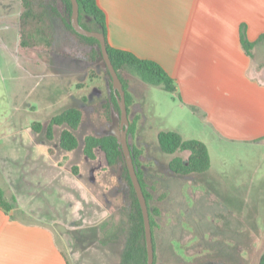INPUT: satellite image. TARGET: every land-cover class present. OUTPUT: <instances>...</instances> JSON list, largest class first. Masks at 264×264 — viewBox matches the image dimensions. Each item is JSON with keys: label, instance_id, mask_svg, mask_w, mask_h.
<instances>
[{"label": "rangeland", "instance_id": "rangeland-1", "mask_svg": "<svg viewBox=\"0 0 264 264\" xmlns=\"http://www.w3.org/2000/svg\"><path fill=\"white\" fill-rule=\"evenodd\" d=\"M55 3L63 9L59 0ZM20 13V0H2L0 148L15 189L17 213L25 215L27 209L32 219L51 225L67 253L92 251L80 257L85 264H116L129 205L122 165H108L100 149L95 150V159L82 151L86 135L113 134L119 128L120 117L108 108L110 90L102 56L83 57L58 24L51 46L39 38L35 47H21ZM122 75L130 80L132 74ZM158 105V114L169 121L148 114L135 134L127 136L128 144L142 149L139 169L150 193L149 205L159 210L152 213L154 264H258L264 251V208L248 200L247 193L220 191L222 184L210 189L197 184L193 179L199 174L172 172L171 154L161 151L157 133L171 129L166 128L173 127L171 118L178 117L171 110L175 107L165 101ZM70 107L81 109L82 121L74 132L78 147L66 151L59 145L66 125L54 126L52 139L45 128L52 116ZM135 116L131 108L129 119ZM33 122L43 123L40 132L31 128ZM178 154L187 158V152ZM51 159L59 160L61 169L52 167ZM110 240L113 253L107 256L100 244Z\"/></svg>", "mask_w": 264, "mask_h": 264}, {"label": "crops", "instance_id": "crops-1", "mask_svg": "<svg viewBox=\"0 0 264 264\" xmlns=\"http://www.w3.org/2000/svg\"><path fill=\"white\" fill-rule=\"evenodd\" d=\"M97 4L105 13L109 45L157 62L176 85L171 93L133 74L126 80L129 112L132 108L138 116L137 129L148 114L169 121L158 114L160 101L175 107L171 110L178 120L172 117L173 127L160 131L199 139L210 155L209 169L192 173L201 175L193 181L209 189L222 184L220 191L247 193V199L263 209L264 43L254 45L252 57L247 55L239 30L244 24L250 41L264 32V0H97ZM178 152L169 160L181 156ZM58 161L51 159V166L61 169ZM7 173L0 148V186L9 196L15 189ZM25 212L11 216L0 209V264H67V259L70 264L87 263L80 257L92 251L67 253L51 225ZM111 242L100 244L107 256L113 253Z\"/></svg>", "mask_w": 264, "mask_h": 264}, {"label": "trees", "instance_id": "trees-1", "mask_svg": "<svg viewBox=\"0 0 264 264\" xmlns=\"http://www.w3.org/2000/svg\"><path fill=\"white\" fill-rule=\"evenodd\" d=\"M62 3V10H59L55 0H21L20 13V46L24 48H33L36 46L38 39L42 38L48 46H51L56 40L57 24L61 25L67 35L70 37L74 45L81 50L82 56L88 59H96L101 55L99 42L93 37H86L77 33L71 23V2L70 0H59ZM79 5V22L90 30H97L107 36L106 17L104 11L98 6L97 0H77ZM90 21L94 24L90 27L87 23ZM240 42L245 53L253 56L252 49L255 44L264 43V32L255 41H250L246 36V28L241 24L239 30ZM90 47V50L85 51ZM106 47L111 62L116 69L125 90V99L129 117V105L131 96L128 92L127 82L122 75V71L129 72L138 77L143 82L161 87L168 92H174L176 89L173 78L165 71V69L157 62L150 59L137 57L130 51L114 48L109 45L106 38ZM108 75L109 110H115L118 118L120 110L116 96L111 88V77ZM107 107V106H106ZM82 121V111L76 107L64 109L60 113L52 116L46 124V136L49 139L53 137L54 126L66 125L60 131L59 145L66 151L74 150L78 147V139L75 131L78 129ZM138 116L129 119V128L127 136L134 135L137 129ZM31 128L40 132L43 123L33 122ZM157 140L161 151L173 154L177 151H187V159L181 156H174L168 161L169 169L180 175H189L192 173H201L210 167V155L207 145L196 138L183 139L181 135L174 130H163L157 134ZM133 163L139 178L144 196L147 201L149 218L152 229L154 219L152 213H159L158 208H152L149 205L150 193L143 182L144 174L139 169V156L142 153L141 148H136L129 144ZM100 149L105 156L108 165L121 164L123 177L129 189V205L126 208V223L122 232L124 236V245L120 256L119 264H146V247L144 223L141 208L132 186L130 176L124 161L120 143L113 134L106 135H86L83 139V154L89 159H95V150ZM17 200L11 194L6 196L4 189L0 186V209L12 216L17 211ZM154 243V236H153ZM155 249V244H154ZM155 262V260H154ZM67 264H70L67 259ZM258 264H264V251L259 257Z\"/></svg>", "mask_w": 264, "mask_h": 264}, {"label": "water", "instance_id": "water-1", "mask_svg": "<svg viewBox=\"0 0 264 264\" xmlns=\"http://www.w3.org/2000/svg\"><path fill=\"white\" fill-rule=\"evenodd\" d=\"M70 2H71L70 23L73 29L81 35H84L86 37H93L98 40L102 59H103V66L107 69L111 77V88L113 89V92L116 96L120 110L119 128L113 133V135L117 138V141L120 143L124 161L128 170V174L130 176L132 186L134 188V191L136 193L141 208L143 223H144V233H145L146 264H154L155 249L153 243L151 223L149 218L148 205L139 178L137 176V172L133 163V157L131 155L130 147L127 140L129 117H128L123 83L109 57L106 47V38L104 34L97 30H90L84 28L79 22V5L77 0H70Z\"/></svg>", "mask_w": 264, "mask_h": 264}]
</instances>
